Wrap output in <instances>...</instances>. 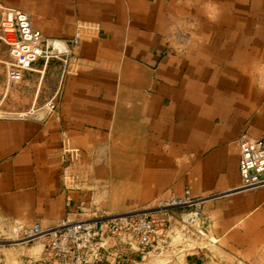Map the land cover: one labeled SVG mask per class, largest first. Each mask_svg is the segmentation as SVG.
Segmentation results:
<instances>
[{
	"label": "crops",
	"instance_id": "obj_1",
	"mask_svg": "<svg viewBox=\"0 0 264 264\" xmlns=\"http://www.w3.org/2000/svg\"><path fill=\"white\" fill-rule=\"evenodd\" d=\"M4 10L47 39L85 41L80 71L62 77L59 63L37 62L23 77L36 84L28 108L0 112L11 117L0 119V221L48 229L67 213L123 215L239 187V141L264 143V0H0V22ZM62 135L90 170L80 191L61 185ZM201 214L203 253L143 260L118 239L97 264H264V189ZM0 264L46 263L41 246L0 239Z\"/></svg>",
	"mask_w": 264,
	"mask_h": 264
},
{
	"label": "built area",
	"instance_id": "obj_2",
	"mask_svg": "<svg viewBox=\"0 0 264 264\" xmlns=\"http://www.w3.org/2000/svg\"><path fill=\"white\" fill-rule=\"evenodd\" d=\"M84 41L79 33L67 42L47 39L32 29L24 13L4 10L0 22V45L10 60L4 65L7 84L13 88L21 87L24 75L32 72L33 65L39 61L43 64L59 63L62 77L80 71L76 51ZM57 100L58 94H55L44 104L47 117L56 115ZM1 117L4 115L0 113ZM238 146L240 185L229 193L198 199H192L186 193L182 199L158 200L146 209L123 215L100 212L76 219L67 213L62 221L48 229L35 226L20 232L17 227L0 221V239L12 245L41 246L46 264H97L100 253L118 239L125 242L130 253L143 260L163 259L174 250L186 254L203 253L210 241L208 222L201 214L202 206L232 194L264 189V143L242 139ZM60 149L63 190H82L88 181L86 172L90 170L81 165V155L69 147L64 135ZM66 207H70L69 202ZM172 212L182 213L178 220H174Z\"/></svg>",
	"mask_w": 264,
	"mask_h": 264
},
{
	"label": "rangeland",
	"instance_id": "obj_3",
	"mask_svg": "<svg viewBox=\"0 0 264 264\" xmlns=\"http://www.w3.org/2000/svg\"><path fill=\"white\" fill-rule=\"evenodd\" d=\"M1 47V46H0ZM2 49V47H1ZM8 57L6 56V52L0 51V61L6 62ZM10 63V62H9ZM5 72V67L1 66L0 68V100L5 98L2 106L0 107V112H8V113H17L18 111L24 110L28 108V104L33 97V93L35 91V81L32 79H24L23 85L20 88H7L6 82L3 76ZM46 89V88H45ZM41 89L39 92L38 99H45L46 90ZM37 107H35L36 109Z\"/></svg>",
	"mask_w": 264,
	"mask_h": 264
},
{
	"label": "water",
	"instance_id": "obj_4",
	"mask_svg": "<svg viewBox=\"0 0 264 264\" xmlns=\"http://www.w3.org/2000/svg\"><path fill=\"white\" fill-rule=\"evenodd\" d=\"M38 114H35L34 116H33V118H34V120H37L38 119V116H37ZM8 118H11V117H7V116H5V117H1V119H8Z\"/></svg>",
	"mask_w": 264,
	"mask_h": 264
}]
</instances>
